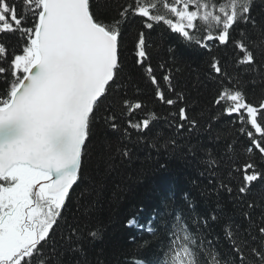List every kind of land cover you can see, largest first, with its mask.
Here are the masks:
<instances>
[{"label":"snow or ice","instance_id":"6c2138e0","mask_svg":"<svg viewBox=\"0 0 264 264\" xmlns=\"http://www.w3.org/2000/svg\"><path fill=\"white\" fill-rule=\"evenodd\" d=\"M157 26L177 40L162 61ZM141 147L196 161L213 207L130 217L149 238L125 264H264V0H0V264H107L88 210Z\"/></svg>","mask_w":264,"mask_h":264},{"label":"trees","instance_id":"16d2710c","mask_svg":"<svg viewBox=\"0 0 264 264\" xmlns=\"http://www.w3.org/2000/svg\"><path fill=\"white\" fill-rule=\"evenodd\" d=\"M109 3L111 4V0ZM139 26L137 20L130 26V30L135 33ZM150 39L158 46L155 53L157 61L166 59L167 47L177 43L175 35L162 26L153 30ZM181 51L185 64L178 79L182 85L194 83L195 74L203 73L206 64L195 50L185 49L181 45ZM136 79L139 80V76ZM141 87L147 91L149 110H156L160 116L167 115L166 107L152 99V89L146 80L141 81ZM210 98L209 89L206 88L201 93L200 103L205 104ZM158 127L163 130L165 125L161 121ZM231 134L235 135L234 130ZM199 171H203V168L196 161L169 156L167 153L156 154L145 147L139 148L137 158L130 165L104 181L105 186L98 190L99 195L95 197L94 207L88 210L92 213L90 226L100 227L104 233L103 239L95 243L94 250H103L107 264H125L126 258L132 257L136 251L128 237L136 236L137 240L149 238L147 232L135 227H125V222L130 217L135 216L140 224L147 226L156 213L155 226L159 225L161 220L171 224L176 213H183L191 221L194 215L211 211L213 203L198 195L207 186V176L199 177L197 185L192 183L198 178ZM185 193L190 194L189 198H195V213L188 211ZM141 208L143 211H140ZM212 232L214 235L220 234V224L215 225Z\"/></svg>","mask_w":264,"mask_h":264}]
</instances>
